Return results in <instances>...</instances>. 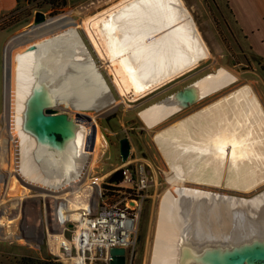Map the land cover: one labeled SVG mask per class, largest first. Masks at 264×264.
<instances>
[{
  "label": "bare ground",
  "instance_id": "bare-ground-1",
  "mask_svg": "<svg viewBox=\"0 0 264 264\" xmlns=\"http://www.w3.org/2000/svg\"><path fill=\"white\" fill-rule=\"evenodd\" d=\"M82 28L120 97L129 93L142 96L210 57L183 0H118L100 14L83 21ZM10 62L9 137L0 140V168L6 167L9 173L12 171L10 147H13L12 141H18L24 159L19 171L21 180L40 193H59V196H51L56 200L55 204L60 199L67 204L71 202H67V197L75 192L69 191L73 189L72 181L85 165L88 154L85 137L89 129L84 128L78 138V155L62 153L60 163L57 160L49 163L47 157L40 156L42 145H36L35 138L25 133L26 111L43 102L56 108L58 99L61 104L101 111L114 104V100L70 21L57 23L13 44ZM210 109L206 114L213 115L220 123L219 128L215 126L217 131L210 132L207 138L211 149L205 146L193 156L183 157L185 149L170 155L166 149L170 142L165 137L162 139V135L173 137L176 130L170 126L155 136L156 148L177 180L218 187L220 181L226 179V189L246 192L253 184L264 180V141H250L252 132L247 126L253 119L264 139V111L248 85L228 92L212 103ZM174 158L185 160L189 167L194 163L199 167L202 161L201 168H209L212 176L209 180L191 177L190 173L181 170V165L173 163ZM14 180L10 179L11 189L20 188L24 194L26 187H18ZM45 183L50 188H46ZM97 185L84 178L79 189L94 190L97 198ZM174 193L176 197L173 191H167L163 197L151 264H202L207 250L226 251L254 241L264 242L261 228L264 226V193L251 201L194 191L175 190ZM40 195L46 202L48 196ZM96 198L92 201L93 210ZM83 201L84 204L71 208L66 215L67 221L79 218L88 199ZM9 237L16 239L13 232ZM50 240L53 241L51 251L61 253L56 238ZM74 261L81 262L82 259L75 258Z\"/></svg>",
  "mask_w": 264,
  "mask_h": 264
},
{
  "label": "rangeland",
  "instance_id": "rangeland-1",
  "mask_svg": "<svg viewBox=\"0 0 264 264\" xmlns=\"http://www.w3.org/2000/svg\"><path fill=\"white\" fill-rule=\"evenodd\" d=\"M259 1H261L259 5L262 15L257 17L258 19H254L252 13L258 14L255 11L258 2L256 0H248V2L247 0H237L238 9L241 12L240 18L249 23L248 28L254 22L259 26V31L256 32L255 29H252L253 34H251L250 31L244 32L228 0H183L209 49L210 57L201 61L193 69L139 97L132 93L127 96H119L112 85V77L107 75L104 63L99 60L82 28L83 21L100 14L118 0H67V5L60 7L57 13L52 9L49 0H20L17 11L13 13L10 11L0 18V140L9 137V81L12 46L16 42L29 38L57 23L70 21L93 66L100 74L114 100V104L101 111L79 109L70 104H68L69 106L61 104L59 103L61 99L55 103L56 109L59 111L70 115L79 113L88 116L91 119L90 124L96 127L94 148L88 152L85 165L72 181L73 189L69 191L75 192L67 197V202L71 200L67 204L61 199L55 204L56 200H53L51 196H59V193L54 195L40 193L37 188L30 189L25 186L26 191L19 196L17 192L20 188L16 191L11 189L10 179H15L13 182L18 187L23 186L16 175L19 176L24 161L21 158V147L18 145V141H12L14 144L13 147H10L9 156H11L10 165L13 169L9 173L6 167L0 168V224L2 225L0 227V264L4 263L5 257L10 256L39 259L53 257L63 264H72V260L61 258L56 256L57 253H52L51 233L62 232L64 222L67 221L66 215L69 214L71 208L73 209L77 204H84L83 199L96 198V194L92 196L94 190L79 189L84 178L91 183H93V179L98 178L95 183H101L100 202L102 199L111 201L123 198L125 196L122 193L124 187L118 186L121 183L120 175H116V179L119 178L118 181L112 179L123 165H129L134 172L135 169L142 168L149 179L145 189L146 197L141 202L135 244L126 253V264H151L160 210L167 191H173L174 197L177 196L174 193L175 190H182L211 195L218 194L220 197L242 201H251L264 193V180L253 184L251 189L246 192L226 189L225 187L228 185L226 179L220 181L218 187L177 180L174 178L167 160L159 153L154 142L157 133L170 126L176 130L172 134L173 137L171 134L162 135L163 140L165 137L167 139L165 140L170 142V145L166 147L170 155L173 156L172 153H175L176 150L182 152L185 149L183 157L193 156L205 146L210 148L207 138L210 132L217 131L215 126L219 128L220 123L218 119L214 120L213 115L206 114V112L211 111L212 103L241 86L248 85L252 89L264 111V0ZM36 12H42L48 20L28 29ZM195 81L199 86L200 93L205 97L184 110L176 112L177 107L171 105L170 100L166 98ZM213 121H216L215 124ZM223 121L222 118L221 122L223 123ZM247 126L248 129H251L252 136L255 137L253 139L250 136V141L255 140L257 143L264 141L261 138L263 133H260L261 131L253 119L247 122ZM14 138L16 137L14 136ZM123 138H127L131 146L129 158L125 163L121 161L119 155V140ZM16 139L19 140V137ZM194 143L197 144L194 145ZM174 144H177L178 147ZM5 146L7 147V145ZM175 155L177 154L175 153ZM62 159L61 154L57 160L60 163ZM173 160L175 165H181V170L190 173L191 177H202L209 180L212 176L209 168H201L202 161L199 162V167L197 163L189 167L184 163L185 160H175V158ZM30 166L34 167L33 164ZM262 173H264V166H262ZM11 175L13 178L10 177ZM45 187L50 188L46 183ZM40 194L48 196L46 202L39 197ZM6 214L10 216V219H7ZM208 224L211 225L212 222L209 220ZM69 225H72V222L66 223L64 236L73 242L75 227H69ZM261 228L264 230V226ZM12 232L18 239L9 237ZM239 235L240 237L245 236ZM223 252L225 249L207 250L202 260L210 261L219 258ZM73 257H76L75 253ZM91 264H108V262L95 260ZM202 264L208 263L203 262Z\"/></svg>",
  "mask_w": 264,
  "mask_h": 264
},
{
  "label": "water",
  "instance_id": "water-1",
  "mask_svg": "<svg viewBox=\"0 0 264 264\" xmlns=\"http://www.w3.org/2000/svg\"><path fill=\"white\" fill-rule=\"evenodd\" d=\"M47 20L48 18L42 12H36L28 29L43 24ZM196 84V81L190 83L166 98L170 100L171 105L177 107L178 110L176 112L184 110L205 97L202 96ZM25 116L23 125L25 133L35 138L36 145L39 144V147L42 145L43 150L41 149V151L43 153L41 156L43 158L47 157L49 163H55L62 153L67 155L73 152L78 155V138L84 128L89 129V133L85 137V150L91 152L94 148L96 127L90 124L91 119L86 115L79 113L70 115L64 111L57 110L51 104L43 102L29 108ZM130 148L127 138L119 140V155L123 163L129 158ZM48 167L51 166L49 165ZM16 176L23 186H28L30 189L35 188L21 181L18 175ZM17 194L20 196L21 190ZM69 227H72V225H69ZM202 261L208 264H264V242L254 241L251 244L227 250L219 258ZM108 264H126L125 249L111 248L109 250Z\"/></svg>",
  "mask_w": 264,
  "mask_h": 264
},
{
  "label": "built area",
  "instance_id": "built-area-1",
  "mask_svg": "<svg viewBox=\"0 0 264 264\" xmlns=\"http://www.w3.org/2000/svg\"><path fill=\"white\" fill-rule=\"evenodd\" d=\"M119 172L121 183L118 186L124 187L122 193L125 196L111 201L102 199L100 202L102 188L101 183L98 182L95 210L92 208L93 197H90L79 218L70 221L72 227H75V240L71 242L64 236L65 225L69 221L64 222L61 234L51 233L50 238L55 237L59 242L61 253H57L56 256L70 259L72 264H91L95 260L108 262L111 248H124L126 256L133 247L141 202L146 197L145 189L149 179L142 168H137L134 172L129 165H123L119 168ZM97 180L98 178L93 179V184H96ZM74 253L76 257H73ZM74 258L82 259V261H74Z\"/></svg>",
  "mask_w": 264,
  "mask_h": 264
},
{
  "label": "trees",
  "instance_id": "trees-1",
  "mask_svg": "<svg viewBox=\"0 0 264 264\" xmlns=\"http://www.w3.org/2000/svg\"><path fill=\"white\" fill-rule=\"evenodd\" d=\"M15 1H16V6L11 11V13L19 9L20 0H15ZM49 1H51L50 4L55 13L59 11L60 7L62 8L67 5V0H49ZM119 174L120 172L116 173L112 177V179L114 181H118L119 178L116 179V175H119ZM4 259L5 261L2 264H63L62 262L58 261L56 258H53V257L39 259V258H31V257H26V256H21V257H17V256L11 257L10 256V257H5Z\"/></svg>",
  "mask_w": 264,
  "mask_h": 264
},
{
  "label": "crops",
  "instance_id": "crops-1",
  "mask_svg": "<svg viewBox=\"0 0 264 264\" xmlns=\"http://www.w3.org/2000/svg\"><path fill=\"white\" fill-rule=\"evenodd\" d=\"M230 3V6L232 7V10L237 18V20H239L240 22V26L243 28L244 32L247 33V31H250L251 34H253L252 29H255L256 32L259 31V26L254 22L252 23V25L248 28L249 23L244 20L241 17V12L238 9V2L237 0H228ZM258 2V4H256V12L258 13L257 15L253 12L252 15L254 16V19H258L257 17H260L261 14V10H260V5L259 3L261 1L256 0ZM248 2V0H247ZM16 6V1L15 0H0V18L3 17L5 14L9 13L10 11H12ZM249 18V17H248ZM250 19V18H249ZM253 19V20H254ZM255 25V26H254ZM38 163L40 164V160H38ZM84 200V199H83ZM16 239H18V237H16Z\"/></svg>",
  "mask_w": 264,
  "mask_h": 264
},
{
  "label": "flooded vegetation",
  "instance_id": "flooded-vegetation-1",
  "mask_svg": "<svg viewBox=\"0 0 264 264\" xmlns=\"http://www.w3.org/2000/svg\"><path fill=\"white\" fill-rule=\"evenodd\" d=\"M133 122H134V121H133ZM133 122H132V123H133ZM56 160H57V159H56ZM57 161H58V160H57ZM58 163H59V162H58Z\"/></svg>",
  "mask_w": 264,
  "mask_h": 264
}]
</instances>
